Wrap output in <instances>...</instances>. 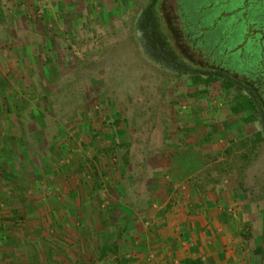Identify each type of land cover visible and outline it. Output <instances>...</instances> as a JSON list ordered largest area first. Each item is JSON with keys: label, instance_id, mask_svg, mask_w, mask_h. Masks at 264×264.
<instances>
[{"label": "rangeland", "instance_id": "obj_1", "mask_svg": "<svg viewBox=\"0 0 264 264\" xmlns=\"http://www.w3.org/2000/svg\"><path fill=\"white\" fill-rule=\"evenodd\" d=\"M39 1L0 0V264L6 232L24 224L33 232L40 212L55 204L50 198L65 205L69 184L76 187L69 193L81 186L73 196L90 198L88 210L106 212L117 226L131 210H148L159 181L193 174L176 172L181 165L211 164L221 181L264 198L259 120L246 123L249 112L233 113L236 89L192 80L208 68L233 76L244 93L261 98L264 113V18L229 35L226 59L194 50L181 35L179 0H166L164 13L181 35L176 45L189 59L164 26V0H155L151 11L173 67L149 56L139 38L150 0H60L51 13ZM246 4L231 0V24L249 14Z\"/></svg>", "mask_w": 264, "mask_h": 264}, {"label": "crops", "instance_id": "obj_2", "mask_svg": "<svg viewBox=\"0 0 264 264\" xmlns=\"http://www.w3.org/2000/svg\"><path fill=\"white\" fill-rule=\"evenodd\" d=\"M57 1L60 0L43 1L49 4L46 13L56 10ZM246 8L249 14H243L237 24H231L234 12L219 11L218 15L226 13L229 21L230 30L224 32L225 37L238 35L244 26L262 24L259 21L264 18L262 1L255 0L252 6L246 4ZM256 15L258 22H245V16ZM176 167L178 173L193 174L159 181L161 184L154 185L158 189L150 192L148 210L142 215L131 210L123 226H117L116 220L112 222V216L106 212L100 215L88 210L87 195L73 196L80 185L72 193L69 192L76 187L66 185L65 205L50 198L49 203L55 204L40 212L33 232L26 224L17 228L18 232H6L10 239L2 247L7 255L4 263L181 264L188 258H200L203 264H264V198L243 193L239 184L231 180L221 181L210 173L211 164ZM133 219L138 223L134 225L130 221ZM77 220L80 222L76 223ZM44 222L47 224L43 227ZM68 222L76 224L68 226ZM16 235L17 244H12L10 241ZM30 238L33 241L27 244L25 241Z\"/></svg>", "mask_w": 264, "mask_h": 264}, {"label": "flooded vegetation", "instance_id": "obj_3", "mask_svg": "<svg viewBox=\"0 0 264 264\" xmlns=\"http://www.w3.org/2000/svg\"><path fill=\"white\" fill-rule=\"evenodd\" d=\"M155 0H150V2L146 5L145 9L142 12V15L138 22V32L139 38L141 39L142 45L152 58L157 59L163 65L173 64V67H177V63L174 62L173 56L165 47V44L160 40L158 34V27L155 21V16L152 13V5ZM162 5V14L165 19L164 26L165 28H169L174 35V44L176 46V50L182 51L186 57L190 59L189 56L186 55L188 49L180 48L176 45L175 38L178 37L173 28L169 23V19L164 13V4ZM264 0H258L259 3ZM231 0H227L225 3V8L221 5L214 4V0H179L178 1V18L181 22L180 27L182 28V34L187 38L188 41L191 42V46L194 50H200L203 52L204 50L213 51L215 54H221V51L226 53V59L230 57L227 53L226 45L228 37H224V28L229 25V21L226 17H220L219 11L227 10ZM221 12V11H220ZM223 14V13H222ZM220 18V19H219ZM220 22H218V20ZM180 35V36H181ZM226 51V52H225ZM233 60L234 57H231ZM176 63V65H174ZM208 71H205V75L210 73H218L214 68H208ZM198 73V72H197ZM259 101L261 98L258 99ZM258 101V102H259ZM260 107L262 103H259ZM258 120L261 126V133L264 138V113L260 109V113L258 115Z\"/></svg>", "mask_w": 264, "mask_h": 264}, {"label": "trees", "instance_id": "obj_4", "mask_svg": "<svg viewBox=\"0 0 264 264\" xmlns=\"http://www.w3.org/2000/svg\"><path fill=\"white\" fill-rule=\"evenodd\" d=\"M226 2L227 0H214V4L221 5L223 8H225L224 6ZM254 2L255 0H249L247 4L252 6ZM262 3L264 5V1H262ZM217 20L218 22H220L219 19ZM225 31L226 30H224L223 32ZM226 37H229V34L226 35ZM238 51H241V49H239ZM221 53L224 55V58H226V54L223 51H221ZM254 59L256 60L255 57ZM261 59L262 56L259 60ZM192 80L196 85H200V84L209 85L212 82L221 81L222 85L226 90L236 89L237 94L235 97L234 105L232 107L233 113L239 115L245 112H249L250 115L244 119L246 123H252L258 120V115L261 109L260 104L258 102L259 97L252 95L251 92L249 94L244 93V86L242 85L244 84V82L237 80L233 76L221 75L219 73H214V74L210 73L208 75L197 73L192 76ZM255 137H256L255 139L256 143L261 142L263 140V136L261 132H257L255 134ZM181 264H203V262L200 258L197 259L188 258L185 259Z\"/></svg>", "mask_w": 264, "mask_h": 264}]
</instances>
